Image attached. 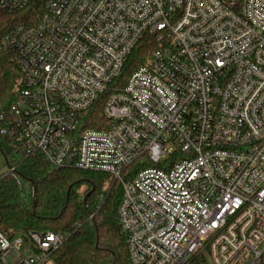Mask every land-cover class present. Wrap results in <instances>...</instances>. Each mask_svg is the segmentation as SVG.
Instances as JSON below:
<instances>
[{
    "label": "built area",
    "instance_id": "obj_1",
    "mask_svg": "<svg viewBox=\"0 0 264 264\" xmlns=\"http://www.w3.org/2000/svg\"><path fill=\"white\" fill-rule=\"evenodd\" d=\"M41 1L36 25L1 40L22 80L0 138L119 180L130 264H264V0ZM146 34L159 46L107 98L110 125L81 129ZM67 236L30 232L28 256L0 230V264H40Z\"/></svg>",
    "mask_w": 264,
    "mask_h": 264
},
{
    "label": "trees",
    "instance_id": "obj_2",
    "mask_svg": "<svg viewBox=\"0 0 264 264\" xmlns=\"http://www.w3.org/2000/svg\"><path fill=\"white\" fill-rule=\"evenodd\" d=\"M41 0L31 1L18 12L0 8V111L16 101L22 74L13 48H2L1 40L17 24L36 25L44 16ZM153 35H144L124 62L120 75L108 91L81 116V129L107 128L103 109L115 86L122 87L129 75L158 48ZM0 150L9 167L14 166L20 183L11 175L0 176V230L8 237L20 235L30 241V232H63L67 238L46 252L40 264H130L119 218L122 197L119 180L111 175L76 167L51 164L42 154L23 157L11 164L12 146L0 138ZM139 167L133 164L134 171ZM23 182L27 184V189ZM83 187L82 191L80 187ZM186 264H210L206 253L194 254Z\"/></svg>",
    "mask_w": 264,
    "mask_h": 264
},
{
    "label": "rangeland",
    "instance_id": "obj_3",
    "mask_svg": "<svg viewBox=\"0 0 264 264\" xmlns=\"http://www.w3.org/2000/svg\"><path fill=\"white\" fill-rule=\"evenodd\" d=\"M8 157H9V160H10L11 164L15 163V161H18V160H20L22 158V156L20 154H18V153L9 154ZM9 168H10L9 165L6 163L5 157H4L3 153H2V151L0 150V176H2L4 174L5 175L6 174L7 175H11L12 177H14L17 180L18 183H20V180H19V178H18V176L16 174V171L15 172H11V171H9ZM23 185H24V187L27 186V184L25 182H23ZM83 187L84 186L80 187L79 191H82ZM25 188L27 189V187H25ZM26 244L28 245V251L26 252V255H28V256L34 255V253L32 252V249L29 248L31 243L27 240ZM199 253L203 254L204 252H199ZM206 256H207V254H206ZM207 259H208V262L210 264H212L210 262V259L208 258V256H207ZM49 264H51V263H49Z\"/></svg>",
    "mask_w": 264,
    "mask_h": 264
}]
</instances>
